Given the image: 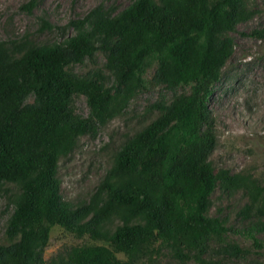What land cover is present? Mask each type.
Returning <instances> with one entry per match:
<instances>
[{
  "label": "trees",
  "instance_id": "1",
  "mask_svg": "<svg viewBox=\"0 0 264 264\" xmlns=\"http://www.w3.org/2000/svg\"><path fill=\"white\" fill-rule=\"evenodd\" d=\"M33 4L27 3L29 10ZM252 14L247 0H133L116 14L90 11L73 22L75 35L63 41L37 43L27 34L0 40V196L12 194L14 206L0 264H143L162 246L179 261L201 264H231L206 259L216 244L228 255L248 253L226 240L225 222L208 209L217 188L263 201L264 179L215 171L209 99L234 47L223 35ZM252 34L264 38V28ZM97 50L116 76L114 91L95 77L67 71ZM149 85L188 86L189 92L150 105L158 115L114 154L88 204L73 207L62 200L60 159ZM31 94L35 102L27 104ZM78 95L87 99V117L74 110ZM56 225L93 242L48 261L44 251ZM259 226L247 233L262 248L264 239L254 234Z\"/></svg>",
  "mask_w": 264,
  "mask_h": 264
},
{
  "label": "rangeland",
  "instance_id": "2",
  "mask_svg": "<svg viewBox=\"0 0 264 264\" xmlns=\"http://www.w3.org/2000/svg\"><path fill=\"white\" fill-rule=\"evenodd\" d=\"M33 1L31 10L27 3ZM133 0H0V40L17 39L29 35L37 43L63 41L75 35L74 21L84 18L90 11L101 8L114 14L122 11ZM253 14L241 21L232 32L223 37L232 38L234 47L221 78L214 85L209 107L214 116L216 144L210 155L215 171L228 169L231 173L250 174L259 181L264 179V38L253 32L264 28V0H247ZM41 18L52 24L43 28ZM105 54L97 50L91 57L67 66V71L78 77H95L106 88L116 89L118 83L112 70L106 67ZM156 66L146 74L151 78ZM121 87L120 89H122ZM189 92L188 86L169 89L164 85H149L136 93L123 113L93 135L78 138L72 152L59 161L57 175L61 181L62 200L73 207L88 204L108 169L114 154L134 133L158 112L150 111L152 103L169 101ZM29 95L26 103H34ZM75 112L82 117L89 115L87 99L78 95L73 99ZM12 194L0 196V243H6L7 222L13 212ZM208 215L225 222L227 241H235L249 250L239 256L222 252L218 244L206 256L209 261L228 259L231 264H264V247L253 245L248 236L249 228L260 225L254 232L264 239V200L253 202L243 190L222 191L217 188L211 196ZM93 242L88 236L77 238L64 227L52 228L44 251L46 260L65 255L77 244ZM212 242L211 244H213ZM158 245V243H156ZM161 246H158L159 248ZM122 256V255H120ZM211 261V263H212ZM143 264H201L194 259L184 262L175 258L168 246L153 253L152 259Z\"/></svg>",
  "mask_w": 264,
  "mask_h": 264
}]
</instances>
